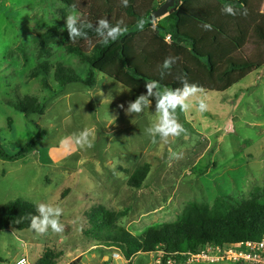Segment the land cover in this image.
Segmentation results:
<instances>
[{
    "label": "rangeland",
    "instance_id": "1",
    "mask_svg": "<svg viewBox=\"0 0 264 264\" xmlns=\"http://www.w3.org/2000/svg\"><path fill=\"white\" fill-rule=\"evenodd\" d=\"M73 13L81 16L59 0H0V143L15 154L38 141L18 160L0 156V208L16 199L59 206L64 225L62 233L0 231V264H18L24 257L25 264H39L47 249L55 251L57 264H244L187 257L169 261L159 247L126 259L86 230L99 209L113 214L116 227L141 236L183 220L224 218L262 200L264 67L225 92L198 90L188 98L186 111L176 109L185 132L163 140L146 131L160 120L156 105L128 114L129 103L140 95L103 72L95 70L93 87L57 81L58 64L83 78L91 71L66 47V18ZM164 17L139 31V48L169 22ZM48 29L56 34L41 37ZM45 63L52 66L50 88L44 87L42 74L31 75ZM17 93L30 104L45 105L44 113L25 115L9 106ZM200 101L206 104L203 112ZM84 130L92 148L76 143ZM144 168L148 172L136 188L130 182Z\"/></svg>",
    "mask_w": 264,
    "mask_h": 264
},
{
    "label": "trees",
    "instance_id": "2",
    "mask_svg": "<svg viewBox=\"0 0 264 264\" xmlns=\"http://www.w3.org/2000/svg\"><path fill=\"white\" fill-rule=\"evenodd\" d=\"M59 1L79 11L86 23L95 24L107 18L113 26L120 25L123 29L122 34L108 44L89 29H85L87 38L74 42L68 35L67 50L90 65L91 71L83 78L71 68L58 64L56 78L60 84L82 82L93 87L97 83L95 70H98L138 95H146V85L154 82L160 92L183 88L182 81L195 85L198 90L225 92L264 67V11L244 7L239 1L178 0L174 11L164 17L169 22L155 28L141 48L137 45L139 31L152 29L161 22L153 13L166 0H128L126 7L121 0ZM229 7L234 14L226 12ZM205 25L210 28L206 29ZM54 34L56 30L48 29L41 37ZM167 57H175L177 61L161 79V66ZM51 68L48 63L42 64L33 69L31 75L42 74L44 87L50 88L47 78ZM152 103L156 105L154 99ZM7 104L25 115L43 114L46 108L40 103L30 104L20 93H17V101ZM37 145L38 141L34 140L17 153L8 154L0 143V156L18 160ZM147 172L146 168L138 171L130 183L139 188ZM95 212L99 215L90 217L94 218V225L86 232L103 244L120 249L126 259L139 251H154L159 247L165 260H177L209 244L228 245L264 236V197L241 205L224 218L199 222L183 220L153 227L141 236L116 227L113 214L108 210ZM34 215H38L36 205L21 199L12 200L0 208V231L31 230L29 217ZM55 256L53 249H47L39 264H57ZM3 261L0 257V263Z\"/></svg>",
    "mask_w": 264,
    "mask_h": 264
},
{
    "label": "clouds",
    "instance_id": "3",
    "mask_svg": "<svg viewBox=\"0 0 264 264\" xmlns=\"http://www.w3.org/2000/svg\"><path fill=\"white\" fill-rule=\"evenodd\" d=\"M123 6H127L128 0H121ZM229 14H234L231 7L226 9ZM143 21L139 23V27L143 28ZM205 28H210V25H205ZM89 29L95 32V34L108 44L110 40H114L122 34L123 29L120 25L113 26L107 18H102L96 21L95 24L91 22H85L82 17L76 13L70 14L66 18V30L71 41L77 39L87 38V31ZM64 31V29H61ZM177 58L167 57L161 66L160 78L169 73L176 63ZM183 88L179 89H165L161 94L156 90V82L152 85H146L147 94L140 95L134 102H130L127 108L128 114H141L150 107L152 100L156 101V111L160 115V120L157 124L150 126L146 131L150 135H159L161 139L166 140L169 136L179 137L185 132L184 127L176 119V109L186 111L190 105L187 103L188 98L195 95L198 91L195 85L188 84L186 81H182ZM199 111L206 110V104L200 101L198 104ZM90 133L84 130L76 137V143L81 147L92 148L93 144L89 140ZM36 210L38 215L30 216L29 227L38 234H44L49 229L54 233H62L64 231V225L60 222V217L63 214V209L59 206L53 207L52 205L45 203H37ZM20 264H25L23 260Z\"/></svg>",
    "mask_w": 264,
    "mask_h": 264
},
{
    "label": "built area",
    "instance_id": "4",
    "mask_svg": "<svg viewBox=\"0 0 264 264\" xmlns=\"http://www.w3.org/2000/svg\"><path fill=\"white\" fill-rule=\"evenodd\" d=\"M167 39L169 40L170 36ZM186 257L193 261L227 260L244 264H264V236L259 240H246L228 245L209 244L198 252H189ZM21 260L27 262L24 257L18 261V264Z\"/></svg>",
    "mask_w": 264,
    "mask_h": 264
},
{
    "label": "water",
    "instance_id": "5",
    "mask_svg": "<svg viewBox=\"0 0 264 264\" xmlns=\"http://www.w3.org/2000/svg\"><path fill=\"white\" fill-rule=\"evenodd\" d=\"M179 4L178 0H166L158 9L153 13L155 19L166 16L170 13V10Z\"/></svg>",
    "mask_w": 264,
    "mask_h": 264
},
{
    "label": "crops",
    "instance_id": "6",
    "mask_svg": "<svg viewBox=\"0 0 264 264\" xmlns=\"http://www.w3.org/2000/svg\"><path fill=\"white\" fill-rule=\"evenodd\" d=\"M229 1H239L244 7L259 10L262 12L264 11V0H229Z\"/></svg>",
    "mask_w": 264,
    "mask_h": 264
}]
</instances>
